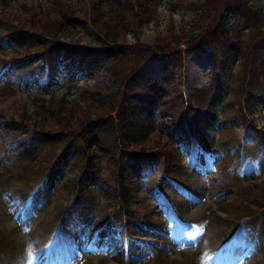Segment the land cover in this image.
Listing matches in <instances>:
<instances>
[{"label":"trees","instance_id":"16d2710c","mask_svg":"<svg viewBox=\"0 0 264 264\" xmlns=\"http://www.w3.org/2000/svg\"><path fill=\"white\" fill-rule=\"evenodd\" d=\"M13 1L16 0H0L1 17L3 10L10 7ZM153 1L114 0L107 13L93 6L91 18L94 28L100 36L102 35V38H98L104 40L105 46L101 42L100 48L91 49L68 47L55 39L61 29L74 27L75 17L82 19L85 17V14L81 13L82 10L66 8L62 0H51L48 3L50 5L48 13L44 15L24 6L23 13L33 14L24 24L18 22L13 13L0 17L2 19L0 27L3 26L4 29V34L0 36V56L4 55L3 41L15 46L10 53L12 56L6 69L0 74V95L14 96L17 88L25 91L39 90L43 94H50L49 100L35 99L36 104L49 110L48 115L43 116V119L45 117L50 122L49 132L35 133L26 139L13 142L11 151L3 158L5 162L21 161L28 165L33 162L38 164L37 160L41 162L37 166V171L33 170V173L38 177H44L43 185L32 193L22 213L25 221L31 220L34 214L45 210L54 196L55 188L65 177L66 170L75 167L78 174L72 181L74 196L69 202V207L67 205L62 210L63 228L73 240L85 241L94 232L97 236L93 243L96 250L114 251L113 256L120 263L125 257H129L128 264H133L137 252L139 257H143L141 253L144 250L154 259L156 258L159 264L167 255L164 248L167 229L165 224L157 216L139 213L128 207L131 193L129 185L131 186L133 180H140L143 170L141 156L145 154L144 143L149 138V134L155 130L156 112H162L163 119H168V122L166 129L160 132L162 135L165 134V138L160 135L152 145L165 156L166 175L184 185L186 184L185 167L180 164L182 152L187 151L195 140L197 164L201 167L211 165L210 152L214 149L215 143L208 139L206 130L214 126L225 129L228 123V120L222 117L225 104L221 103L230 93L229 80L224 74L217 73V70L220 68L232 72L230 65L232 58L236 57L237 52L242 53L245 55V77L234 86L246 92L245 99L249 93L250 103L254 101L252 90L257 89L262 95L264 94V33L259 28L264 20V14L251 10L246 0H203L202 5L200 4L202 7L198 23L204 26L201 28L204 31L202 35L212 49L215 71L211 86L206 87L205 93L190 96L192 97L189 110L191 114L185 124L182 123L180 112L183 103L179 102L178 96L175 95V84L171 80L172 69H170L181 63L182 57L170 56L169 54L174 51L168 45L167 49H169L165 51L166 49L159 50L149 45L142 47L138 42L134 46H129L124 40L126 32L133 33L138 24L153 20L154 12L151 9ZM231 9L239 12L237 16L242 15L243 27L250 26L251 30L255 28L257 32L255 40L248 46L244 47L238 37L229 33L228 25L224 23L223 18H220L221 10L229 12ZM48 25L52 29L49 35L46 32ZM110 43L119 45L109 48ZM39 45L42 49L39 52L34 51L33 48ZM244 48L247 50L246 53ZM199 49L204 51L203 46L199 45ZM144 50L148 58L161 55L160 61L166 71L164 83L144 78L138 70L146 58L141 57L145 53ZM127 51L137 53L134 54L135 62L129 66H127L129 59L125 55ZM38 61L40 63L36 65ZM63 62L70 63L64 74L60 71ZM103 67L110 70L114 80L120 82L124 89L122 94L113 97L104 95L101 99L98 98L101 102L100 108H103L104 103L110 105L111 114L101 115L97 120L98 126H94L89 133H86L84 126L91 122V112L79 104L69 103L64 98L55 102L51 95L54 89L62 86L63 82L73 84L81 75H87L88 72L98 71ZM45 68L48 70L47 78L40 82ZM237 94L234 93L228 102L234 103ZM117 99H120L119 104H116ZM17 116L18 119H11L3 125L4 131L12 133L22 130V133H28L24 129L25 124L29 122L25 109L22 108ZM76 136L81 139L79 144L75 143V139H78ZM261 141V147L256 152L259 153L260 149L264 154V134ZM235 144L225 142L223 146L225 157L229 156L230 160L237 154ZM248 153L249 151L242 149L240 158L225 168L226 171L231 172L229 182H237L238 170L245 164ZM104 160L106 168L117 181L113 186L108 185L101 177L99 165ZM261 165H264V156ZM97 181H103L102 184L107 191L104 201L117 205L118 210L109 212L107 219L96 223L95 191L89 187V184ZM261 195L264 199L263 192ZM119 200L124 203L122 209ZM261 200H240L235 204L228 200H219L217 211L227 215H233L242 209L248 212L257 211V218L248 226L252 230L248 235L249 239L252 241L254 238L253 240L256 241L264 232V201ZM176 206L182 207V203L176 202ZM122 211L125 212V218Z\"/></svg>","mask_w":264,"mask_h":264},{"label":"rangeland","instance_id":"374dc122","mask_svg":"<svg viewBox=\"0 0 264 264\" xmlns=\"http://www.w3.org/2000/svg\"><path fill=\"white\" fill-rule=\"evenodd\" d=\"M50 1L16 0L10 4V7L3 10L2 15L13 13L16 15L17 21L24 24L33 15L31 12L23 13L24 6L44 15L48 13ZM62 1L66 8L82 10L81 13L85 14V17L84 19L75 17L74 27L61 29L62 31L56 35L55 39L61 44L77 48H100L101 42L104 43V40L100 39L102 35L100 36L94 30L91 11L93 6H96L107 13L114 0ZM246 1L251 10L264 14V0ZM202 2L203 0H154L151 8L154 12L153 20L138 24L133 33L132 31L126 32L124 35V40L129 46H134L138 42L142 47L149 45L167 51L168 45L175 53H170V56L180 55L182 57L181 63L173 68L170 67L172 69L171 80L175 84V95L178 96V101L181 103H184L185 94L188 95L191 103L192 97L190 98V96L192 94L205 93L206 87L211 86L215 71L214 57L211 55L212 49L207 45L202 35L204 31L201 28L204 26L198 23ZM237 14L239 12L232 9L229 12L221 10L220 18H223L224 23L228 25V32L238 37L245 47L253 43L257 32L255 28L251 30L250 26L249 28L243 27L242 15L237 16ZM3 16L0 17L3 18ZM1 18L0 20H2ZM238 28L241 30L237 31ZM259 28L264 33V20ZM46 29L49 35L52 29L49 25ZM3 32V26H1L0 36L4 34ZM4 44V55L0 56V72L6 67L12 56L10 53L15 48L10 43ZM199 45L203 46L204 51L199 49ZM41 49V45L33 48L38 52ZM246 52L245 49L244 53ZM134 54L130 51L125 53L129 59L127 66L135 62ZM146 56L145 51L141 57ZM160 56L157 54L155 58L146 57L138 70L144 78L164 83L166 71L160 61ZM235 56L230 62L232 72L220 70V68L217 70V73L224 74L229 80L230 93L221 103L225 104L222 117L228 120V123L225 129L214 126L206 130L208 139L218 143L222 152L225 142L238 145L237 154L233 159H222L218 149H215L211 153L210 164L213 165L212 167L218 166V168L215 171L210 166L198 169L195 165L194 155L196 144L193 142V145L188 148V152H182L183 156L181 155L180 164L185 167L186 184L181 187L167 176L168 179L162 189L169 200H160L153 184L159 179L158 176L163 169V153L152 144L157 138H160L162 135L160 132L166 129L168 119H163L162 112H156L154 116L155 130L149 134V138L144 143V153L151 154L142 160L144 176L141 181L133 180L131 186L129 185L131 193L128 207L130 210L150 214V216H155L157 213L167 224L168 255L160 264H264V246L261 249L257 248L255 244L249 243L245 239L246 232L244 230L236 232L233 229L241 217L249 216L257 211L248 212L242 209L233 215L217 211L219 200H228L232 204L240 200L257 199L260 201L262 199L261 201H264L261 195L262 192L264 193V166H258L259 160L256 162L257 166L249 163L251 155L255 154L257 158L263 156L256 151L262 144L261 140L264 134V94L262 95L261 91L257 89L252 90L254 101L250 103L249 93L248 99H245L246 92L234 86L238 85L245 77V55L237 52ZM64 68H66L65 65L61 66L62 70ZM123 89L124 86L114 80L110 70L103 67L98 71L81 75L76 83L64 84L60 89L53 91L51 96L55 102L64 98L69 103L79 104L89 110L91 122L84 126L85 132L89 133L94 126H98L97 120L101 115L111 114L110 105L104 103L102 104L103 108H100L101 102L98 98L101 99L104 95L113 97L122 94ZM85 90L88 93L85 94ZM16 92L17 94L14 96L0 95V264H126L125 262L119 263L103 253H93V251L89 255L81 256L77 244L65 235L60 220L63 216V208L67 205L69 207V202L74 196L72 181L78 174L75 167L66 170L65 177L55 188L54 196L44 212L34 216L31 222L24 223L21 229L16 228L17 213L30 199L32 192L41 187L44 177H38L33 173V170L37 171V166L41 163L38 160V164L33 162L28 165L21 161L17 163L10 160L5 162L3 158L11 151L13 142L26 139L35 133L42 132L44 134L50 130V122L45 117V120L43 119V116L48 115V108L35 102L36 98L49 100L50 97L45 98L40 91L30 89L25 91L17 88ZM234 93H238L235 95V102H228ZM119 100H116V104H119ZM22 108L25 109L29 119V122L25 124L26 128L24 127L28 133L24 134L22 130L12 133L4 131L3 125L11 119H18L17 114ZM185 110V107L181 106L180 119L184 115H188L189 118L191 111L188 109L187 113ZM76 137L78 138V136ZM162 137L165 138V134ZM80 142V138L75 139V143L79 144ZM242 147H246L249 153L246 156V163L238 170L237 182L232 183L229 182L231 172L226 171L225 168L240 158ZM54 162L56 161L54 160ZM99 168L102 179L107 181L110 186L115 185L117 181L110 170L106 168L105 160L99 165ZM102 182L97 181L94 184H89V187L95 191L94 214L105 220L109 217V212L118 210V207L110 202H104L107 191ZM171 201L182 202L183 206L173 207ZM191 221L196 222L194 226L190 224ZM262 238L264 241V232ZM35 251L37 253L32 254ZM143 255V258H136L134 264H152L157 260H149L151 257L146 252Z\"/></svg>","mask_w":264,"mask_h":264}]
</instances>
